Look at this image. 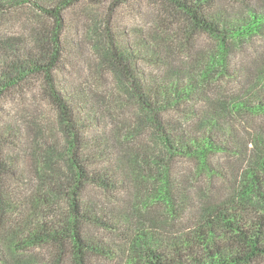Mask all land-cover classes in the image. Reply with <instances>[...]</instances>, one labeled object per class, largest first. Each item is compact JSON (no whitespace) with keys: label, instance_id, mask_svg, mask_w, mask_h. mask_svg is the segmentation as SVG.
<instances>
[{"label":"rangeland","instance_id":"rangeland-1","mask_svg":"<svg viewBox=\"0 0 264 264\" xmlns=\"http://www.w3.org/2000/svg\"><path fill=\"white\" fill-rule=\"evenodd\" d=\"M53 1L0 0L6 8L0 10V78L12 63L41 52L48 20L33 2ZM212 1L207 15L220 28L252 11L264 14V0ZM112 3L80 0L64 15L55 78L75 134L61 122L39 76L0 98V264L50 260L47 246L13 249L6 239L36 226L31 212L38 221L47 218L36 215L43 208L35 194L51 198L57 211L66 207V196L49 190L47 182L67 179V154L74 149L87 173L107 180L87 184L82 193L83 236L104 248L88 255L89 264L138 263L148 248L167 253L208 229L226 239L223 215L264 214V199L250 188L251 172L259 171L264 189V114L229 106L234 100L251 104L264 94V37L239 45L228 40L224 70L203 77L217 38L193 28L167 0ZM150 89H168L170 95L160 93L155 104ZM146 99L165 130L182 125L190 135H211L217 147L207 166L163 148L157 125L145 118ZM213 118L226 127L199 129ZM164 170L168 197L160 194Z\"/></svg>","mask_w":264,"mask_h":264},{"label":"trees","instance_id":"trees-1","mask_svg":"<svg viewBox=\"0 0 264 264\" xmlns=\"http://www.w3.org/2000/svg\"><path fill=\"white\" fill-rule=\"evenodd\" d=\"M79 1L54 0L47 5L33 2L36 9L48 20L41 52L39 54H30L23 61L12 63L0 78L1 98L10 89L22 85L34 76H39L43 82L47 97L58 110L61 122L64 123L68 133L72 134H75L77 127L72 119L67 99L58 90L55 72L62 56L61 35L65 28V12ZM124 1L113 0L112 5L116 7ZM167 1L184 13L193 28L218 40L216 51L208 57L202 74L203 77L210 73L215 74L224 70L229 51L228 40H232V43L239 45L246 43V41H252L257 36L264 37V14L256 11H252L247 19L242 18L229 24L223 23L220 28L218 23L215 20H211L207 15V12L213 6L212 0ZM4 7L5 5L0 3V10H5L6 8ZM201 81H205V78H201ZM192 83L194 82L190 80L188 87L192 86ZM136 92L137 95H140L138 91ZM160 93L170 95L168 89L162 92L150 89L148 91L149 99L157 104ZM140 97L143 98L142 95ZM141 103L146 108L145 118H147V121L155 123L163 136V148L168 152H179L184 156L196 158L201 166H207L208 154L217 147L211 135L205 136L202 133L190 135L188 127L183 129L182 125L168 128L167 131L163 128L162 121H159L156 116L155 105L151 106L148 104L147 99L141 100ZM229 106L233 110L243 108L249 113L264 114V94L257 95L256 100L251 104L247 102L239 103L234 100ZM221 109L229 115L228 108ZM226 125L227 122H224L223 119L213 118L211 122L206 119L198 127L199 129L210 131L212 128H225ZM73 143L72 147L74 146ZM67 155V161L70 166V173L67 179L61 180V178L55 176V180L53 179L54 177L51 179L47 178L50 179L47 182V179L41 178L43 182L49 184V190L66 196V207L57 211L54 209L51 198H40L38 194H35L33 200L36 201V205L43 208V212H37L36 209V215L40 214L43 217V215L47 214V218L38 221L40 218L35 216L34 212H31L33 218L36 217V226H30L25 236L18 234L19 238L15 239L14 235L11 234L12 236L6 239V245L13 249L15 247L27 248L35 245L36 247L47 246L50 260L46 263L38 262V260L34 264H89L88 255L92 251L95 253L104 252V248L85 240L81 227V219L84 218V215L80 209V204L83 190L87 184L98 183L106 185L107 180L105 176H101L99 173H87L83 167L82 158L77 155L75 149ZM262 165H264V159L262 160ZM166 173V170H164V174L160 176L164 179L160 192L164 197L169 196ZM251 173L250 188L264 199L262 173L259 171ZM44 175L45 177L49 176L46 173ZM17 210H20V208ZM220 222L228 230L229 237L226 239L214 237L211 229H208L206 233L200 232L196 236V240L185 239L179 244H173L172 250L167 253L162 252L161 249L148 248L144 252L142 261L128 264H261L264 261V214L252 218L233 210L229 215H223Z\"/></svg>","mask_w":264,"mask_h":264}]
</instances>
